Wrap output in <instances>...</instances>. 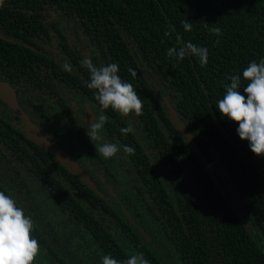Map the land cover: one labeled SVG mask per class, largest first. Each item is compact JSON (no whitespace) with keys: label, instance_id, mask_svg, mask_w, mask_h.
Instances as JSON below:
<instances>
[{"label":"trees","instance_id":"obj_1","mask_svg":"<svg viewBox=\"0 0 264 264\" xmlns=\"http://www.w3.org/2000/svg\"><path fill=\"white\" fill-rule=\"evenodd\" d=\"M74 3L94 6L91 12H105L107 29L118 38L116 47L109 43L114 52H139L143 53L139 60L154 61L158 78L168 82L175 111L207 158L221 189L172 126L171 147L177 144L179 154L168 150L174 170L170 178L175 176L186 184V214L181 209L179 215H139L148 242L117 203L101 201L94 191L90 192V205L68 199L64 179L89 190L57 161L64 176L53 177L27 152L15 165H4L0 191L14 198L13 191L37 180L33 200L18 203L33 219L31 235L40 244L34 264H102L105 255L123 261L138 253L150 264H264V156L252 153L249 143L236 132L238 124L222 117L216 108L226 93L225 85L231 83L229 77L241 76L243 95L242 88L248 83L243 80V70L251 61L264 58V0ZM182 21L192 23L191 32L184 30ZM212 27H219L222 35L212 33ZM186 42L208 49L206 66L197 57L177 60L167 55L169 48ZM40 194L47 196L42 214L30 213L38 206Z\"/></svg>","mask_w":264,"mask_h":264},{"label":"flooded vegetation","instance_id":"obj_2","mask_svg":"<svg viewBox=\"0 0 264 264\" xmlns=\"http://www.w3.org/2000/svg\"><path fill=\"white\" fill-rule=\"evenodd\" d=\"M92 8L74 0H4L0 7V91L12 92L21 113L69 154L97 190L65 168L89 190H82L77 181L64 179L68 199L90 205V192L94 191L101 201L117 203L123 215H135L129 222L139 231V215H179L181 209L186 214V184L175 176L170 178L174 170L168 150L179 154L177 144L171 147V127L187 141L170 118L173 105L168 82L158 78L154 61L139 60L143 55L139 52H114L109 43L116 47L118 38L107 29L105 12L89 11ZM85 58H91L97 67L118 63V75L133 85L144 105L143 115L132 112L123 116L111 108L104 109L95 99L96 90L87 87L90 73L81 64ZM65 61L70 62L71 72L63 70ZM102 113L109 117L108 122L101 130V140L92 142L87 128L93 117L98 119ZM177 118L185 125L178 114ZM130 122L134 132L121 134L120 129ZM103 142L117 143L121 148L131 146L135 154L121 150L105 159L96 150ZM27 152L53 177L58 173L64 176L57 160L27 137L19 112L0 94V174L5 164L15 165ZM36 183L35 179L19 192L13 191L14 199L28 204ZM45 201L46 195H38V206L30 213L35 210L41 215ZM146 240L150 242V238Z\"/></svg>","mask_w":264,"mask_h":264},{"label":"clouds","instance_id":"obj_3","mask_svg":"<svg viewBox=\"0 0 264 264\" xmlns=\"http://www.w3.org/2000/svg\"><path fill=\"white\" fill-rule=\"evenodd\" d=\"M3 3L4 0H0V7ZM181 23L185 31H192L191 22ZM210 31L217 36L222 35L219 27H212ZM177 43L180 44L179 38ZM216 43H219V40ZM167 55L177 60H183L186 56L197 57L201 66H206L209 58L207 48L192 42H186L178 48H169ZM81 64L90 73L87 87L96 90L95 99L104 109L111 108L123 116H128L132 112L136 116L143 115L144 105L133 85L122 80L118 75V63L97 67L91 58H85ZM63 70L72 71L70 62H64ZM242 77L248 82L242 88L244 94L242 95L240 91L241 76L232 75L229 77L231 83L225 85L226 93L218 100L216 108L222 117L238 124L236 132L242 141L249 143L251 152L258 157L264 156V58L258 63L255 60L251 61L243 70ZM108 119L109 117L103 113L98 119L93 117V122L86 132L92 142L101 140V130ZM120 132L123 135L133 133L131 122L128 127L121 128ZM96 150L105 159L116 156L121 150L129 155L135 154V149L131 146L124 145L121 148L119 144L109 142H103ZM33 227V219L25 215L24 209L18 206V202L10 194L6 195L4 191H0V264H34L40 253V244L31 235ZM102 264H150V261L143 253L131 255L123 261L105 255Z\"/></svg>","mask_w":264,"mask_h":264},{"label":"water","instance_id":"obj_4","mask_svg":"<svg viewBox=\"0 0 264 264\" xmlns=\"http://www.w3.org/2000/svg\"><path fill=\"white\" fill-rule=\"evenodd\" d=\"M1 96L13 107L16 111L19 112V117L23 120L24 130L27 137L39 145L43 150L48 152L52 155L61 165H63L67 170H69L72 174L79 178L84 184L88 185L90 188L97 191L90 180L86 177V175L81 171L79 166L72 160L69 154L57 143L55 142L45 131L40 130L37 128L24 114L21 113V110L16 107L14 96L12 92L3 89L0 91ZM170 106V105H169ZM170 118L177 126V131L186 139L188 147L190 151L196 156L198 161L202 164L204 170L210 176L213 184L218 188L221 189L217 177L214 175L213 171L211 170L207 158L198 148L193 135L187 130L184 124H182L179 119L177 118V113L173 107L170 106L169 108ZM232 207H234L232 205ZM235 212L238 213L239 218L242 219L240 211L234 207ZM125 211V210H124ZM127 218L130 222H133V219L125 212ZM136 227L139 226L136 224ZM140 233L146 238L149 239L148 234L142 228H139Z\"/></svg>","mask_w":264,"mask_h":264}]
</instances>
